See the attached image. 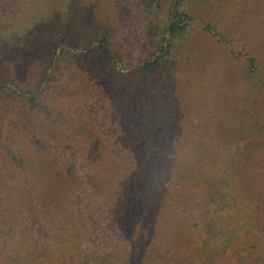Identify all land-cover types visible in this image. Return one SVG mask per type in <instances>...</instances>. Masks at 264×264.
<instances>
[{"label":"rangeland","instance_id":"374dc122","mask_svg":"<svg viewBox=\"0 0 264 264\" xmlns=\"http://www.w3.org/2000/svg\"><path fill=\"white\" fill-rule=\"evenodd\" d=\"M168 2H0V76L14 86L24 90L37 79L43 55L56 48L46 47L45 37L59 28L65 38L60 60L65 69L54 94L55 121L23 108L4 115L0 180L12 187L21 176L27 178L19 171L23 167L13 168L9 156L42 153L69 156L74 152L96 159L93 173L99 182L110 173L119 175L125 166L140 171L146 160L145 171L150 173L148 156L154 143V154L163 156L162 170L174 182L171 196L178 197L164 214L172 229L181 226L180 214L191 231L202 236H208L209 228L213 232L222 228L223 241L215 250L219 264H246L240 259L246 242L240 235L242 222L251 221L253 230L264 234V0H186L184 9L192 19L184 47L170 60L168 72L153 76L145 110L135 84L117 74L128 73L131 65L123 69L117 65L107 74L105 69L92 72L73 61V52L99 35L132 51L133 63L147 57ZM207 24L217 28L216 35L204 28ZM152 25L157 27L150 32ZM250 57L256 68L247 77ZM7 120L21 121L23 126L12 129ZM16 130L20 135L15 139ZM66 136L73 148H65ZM80 167L87 173L85 165ZM154 213L158 216L157 210ZM226 218L233 221L234 231L211 223ZM242 233H246L244 226Z\"/></svg>","mask_w":264,"mask_h":264},{"label":"trees","instance_id":"16d2710c","mask_svg":"<svg viewBox=\"0 0 264 264\" xmlns=\"http://www.w3.org/2000/svg\"><path fill=\"white\" fill-rule=\"evenodd\" d=\"M185 1L169 0L166 17L147 57H138L133 63L132 51L120 47L111 37L99 35L75 50L73 61L92 72L105 69L107 74L117 65L121 69L131 65L128 73L117 74L135 84L145 110L150 104L153 76L158 71L168 72L170 60L184 47L188 21L192 19L184 9ZM156 27L148 29L151 32ZM204 28L217 33L213 25ZM60 35L58 28L44 38L46 47L56 48L52 54L43 55L37 79L24 90L0 76V123L6 119L4 115L15 113L17 108L55 121L54 94L65 69L60 63L65 38ZM247 61L245 75L252 77L255 59ZM262 105L264 111V100ZM143 117L149 120L145 113ZM6 123L12 129L23 126L21 121ZM17 135L20 131L18 134L16 130L15 139ZM65 139V148H73L71 139ZM155 147L152 143L148 156L151 174L145 171L146 160L140 171L125 166L119 175L110 173L100 182L93 173L96 159L74 152L69 156H9L13 168L23 167L19 171L27 178L21 176L12 187L0 180V264H219L215 250L223 238L218 226L234 231L233 221L212 220L218 230L209 228L208 236L213 235L205 237L191 231L186 217L180 214L182 224L174 231L164 214L178 197L171 196L174 182L162 170L163 156L154 154ZM262 150L264 162V146ZM83 165L87 173L81 169ZM241 225L240 235L246 242L240 259L247 260L246 264H264V234L253 230L251 221ZM243 226L246 233H242Z\"/></svg>","mask_w":264,"mask_h":264}]
</instances>
